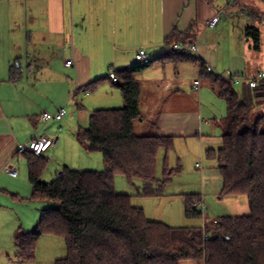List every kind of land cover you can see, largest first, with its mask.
<instances>
[{
    "label": "crops",
    "instance_id": "crops-1",
    "mask_svg": "<svg viewBox=\"0 0 264 264\" xmlns=\"http://www.w3.org/2000/svg\"><path fill=\"white\" fill-rule=\"evenodd\" d=\"M250 1L236 7L235 0H0V264H41L39 254L44 250L45 256L51 255L60 242L58 237L43 235L31 263L16 257V232L32 231L46 207L31 200L27 160L24 155L16 154L18 146L27 143L41 128L42 114L55 113L61 107L67 109L74 97L82 98L76 109L69 107L61 121L49 123L41 133L53 140L54 148L51 146L46 152L49 165L50 161L57 163L48 173L52 179L65 168L103 171L102 155L88 152L76 134L79 128L88 125L94 111L124 106L121 92L107 76L108 72L137 65L140 51L147 53V61L162 56L167 51L165 39L172 30L177 28L184 33L193 23L197 53L190 55L197 62L155 64L163 66L164 74L173 71L181 79L189 76L192 93L186 88V92L177 91L180 95L176 96L184 103H191V107L161 111L153 134L141 135L172 137L174 148L163 153L161 170L167 163L169 168L180 166L181 172L163 187L160 196H143L146 188L143 181H124L121 176L115 180V190L122 189L117 193L132 196V205L143 209L148 220L163 224V220L156 219L157 215L171 219L175 213H163L164 209L159 208L165 198L180 196L176 208L179 218L184 216L186 195H198L203 202L210 196L222 200L224 180L217 161L209 158L207 151H217L223 146L227 106L211 82L213 76L201 73V66H211L216 75L225 77H251L264 71V34L259 30L257 50L245 32L248 26L257 24L264 29V18L261 22L250 16L255 9L264 11V3L257 0L250 4ZM219 9H225L224 15L211 28L208 22ZM67 61L74 64L66 67ZM16 64L18 79L12 81L10 69ZM136 78L141 85L138 74ZM101 79H105L100 85L102 90L105 88L103 94H98L101 88L92 93L85 90ZM152 85L154 88L155 84ZM245 88L248 87L242 85L241 95ZM263 107L260 105L257 111ZM190 154L195 158L186 174L184 155ZM6 166L17 167L18 174L6 173ZM174 186L183 189L196 186L197 190L174 192L177 189ZM208 219L207 222H212ZM59 259L52 258L50 262L55 264ZM181 264L200 263L182 261Z\"/></svg>",
    "mask_w": 264,
    "mask_h": 264
},
{
    "label": "trees",
    "instance_id": "trees-1",
    "mask_svg": "<svg viewBox=\"0 0 264 264\" xmlns=\"http://www.w3.org/2000/svg\"><path fill=\"white\" fill-rule=\"evenodd\" d=\"M250 16L262 19L253 12ZM245 32L258 50L259 29L248 26ZM196 37L195 23L184 33L174 28L165 39L169 52L116 72L114 85L121 92L124 106L94 111L88 125L76 134L88 152L102 155L103 171L65 168L61 176L47 184L42 181L49 165L47 151L41 156L22 154L28 165L31 200L48 206L32 231L16 232L17 259L33 261L39 239L50 235L62 238L66 244L67 256L55 264H264V114H257L260 105H264V82L257 89L245 88L240 96L234 90L237 85L208 72L226 102L227 117L223 146L207 151V156L217 161L224 180L222 196H245L249 214L218 218L203 227L174 228L148 220L143 209L132 205V196L115 190L116 178L123 176L143 181V196H160L163 187L181 172L180 166L169 168L165 163L162 176L158 177L159 155L174 148L172 137L135 134V123L141 118V85L136 75L157 63L165 66L186 60L197 62L189 52L173 51L175 45L194 44ZM10 71L12 81H17L18 64ZM205 72L203 65L201 73ZM103 80L85 90L95 92ZM199 200L198 195H186L188 220L202 218L194 207Z\"/></svg>",
    "mask_w": 264,
    "mask_h": 264
},
{
    "label": "rangeland",
    "instance_id": "rangeland-1",
    "mask_svg": "<svg viewBox=\"0 0 264 264\" xmlns=\"http://www.w3.org/2000/svg\"><path fill=\"white\" fill-rule=\"evenodd\" d=\"M250 0H235L236 3V7H240L242 4H249ZM254 1L257 0H252L250 1V4L254 3ZM253 13H256L257 16L264 18L263 14L264 11L262 10H253ZM256 27H258V29L262 32V34H264V29H263V25L257 24ZM161 65V64H160ZM168 65V64H167ZM148 75L150 76V79H147ZM187 75V74H185ZM139 79L141 80V95H140V113H141V118L136 121L135 123V134L136 135H147L149 133L154 132L155 130V125L157 124V120H158V116L159 113L161 111L164 110H168V109H179L180 107H191V103L187 102L184 103L181 101V99L176 96L177 94H179L177 91H182V92H186V88H188V90L190 89L189 86L191 84L192 81H189V76H185V77H181L177 74L175 75L173 71L168 72L167 74H164L163 72V66H155L150 68L149 70L143 72L142 74H138ZM103 84V83H102ZM152 84H155L154 88H152ZM101 85V84H100ZM105 85V84H104ZM156 85L160 86V87H156ZM106 86L108 87V85L106 84ZM105 87V86H104ZM101 87L99 86L97 88V91L100 89ZM156 89V90H153ZM234 90L241 96V91H242V85L240 86H235ZM74 90H72L73 92ZM119 91V90H117ZM190 93H192L191 89L189 90ZM96 92V91H95ZM105 92V88L102 90H100V92L98 94H103ZM180 95V94H179ZM78 97H74L72 99V101L70 102L69 106L67 107V109H69V107L72 108H77V103H81L82 98L80 95H77ZM110 109H116V108H112V107H107ZM66 109V110H67ZM257 114L263 115L264 114V107L263 109H261V111H257ZM142 121V122H141ZM52 126H54V123L51 124L50 126H48V128L46 129V132L49 131ZM52 148H54L52 146ZM61 152L63 154L64 157H66V153L65 150L61 149ZM164 152H161L159 155V159H158V176H162L161 173V166H162V156ZM100 154V153H99ZM47 155V153H45V156ZM175 154H172V157ZM195 156L194 155H184V160H185V166L187 168V172L185 171L186 174H188V171H190L191 169V165L192 162L194 160ZM22 161H25V159H23ZM26 162V161H25ZM52 161H50V165L48 166L49 168L45 171V175L43 176V182L50 184L53 182L52 177L49 176L48 173H50V170L52 168H56L57 163H52ZM172 166H175V163H172ZM63 171V170H62ZM62 171H59V173H61ZM55 172V171H54ZM58 173V174H59ZM184 173V174H185ZM183 174V175H184ZM185 174V175H186ZM124 181H127L126 177L121 176ZM121 178V179H122ZM185 178V177H184ZM134 180V179H133ZM132 180V181H133ZM138 180H135V183H137ZM133 186H131L132 189ZM177 189L174 190V192H179V190H187L186 192H191L189 190H195L192 192H196V186L193 187H189L188 189H183L181 187L178 186H174ZM119 190L122 189H117V192H120ZM122 192V191H121ZM218 197H220L219 195H217ZM179 197H175V198H165L164 201L161 202L160 207L161 209H164L162 212H175L173 214H171L172 218L171 219H166L164 218L162 215H157L156 219L160 220L162 222H164L165 225L169 226V227H184V226H197V227H203L205 221L207 220V218H209V221H213L216 220L218 218H222V217H227V216H243V215H247L249 214L250 210H249V205H248V201L246 199L245 196H241V197H236V198H225V197H221L222 200H217L216 196H210L209 200L205 199L204 203L207 209V216L205 215L204 217H202L199 220H188L185 217V212H184V216L179 218L176 213V208H177V203H178V199ZM185 198V197H184ZM238 201H240L241 203H238ZM137 203V202H135ZM170 203V205H169ZM38 205V204H37ZM40 205H44V206H48L46 203H41ZM209 205V206H208ZM154 206H156V202H154ZM147 214L149 217L152 216V214H150V211H147ZM59 239V243L56 244V248H55V252L52 253L51 255H44V250L42 251V253L39 254V258L41 261V264H54L53 262H50V260L52 258H65L67 256V250H66V244L65 241L62 238H56ZM59 247V248H58ZM51 252V249H50ZM31 263V262H29Z\"/></svg>",
    "mask_w": 264,
    "mask_h": 264
},
{
    "label": "built area",
    "instance_id": "built-area-1",
    "mask_svg": "<svg viewBox=\"0 0 264 264\" xmlns=\"http://www.w3.org/2000/svg\"><path fill=\"white\" fill-rule=\"evenodd\" d=\"M231 2V0H229ZM225 9H219L216 11L215 16L208 22L209 27H216L221 20V17L224 15ZM173 51L177 52H189V53H197L196 45H185L178 44L175 45ZM166 52H169L168 50ZM147 53L145 51H140L136 56V63L143 64L147 62ZM74 64L73 61H67L66 67H70ZM206 71L210 73H215V70L211 66H205ZM216 74V73H215ZM221 78L231 82L233 85H246L250 89H257L261 83L264 82V71L259 72L255 76L247 77V76H239V75H230V76H222L217 74ZM107 76L113 81L117 80L116 71L110 70ZM199 85V81L196 82ZM66 115L65 107H61L57 112H44L41 118V128L34 133L32 138L25 144L19 145L16 151V154L22 155L25 153H32L36 156L43 155L48 149L52 146L53 140L49 137L41 136L43 129L53 121H61ZM11 163V160L9 161ZM8 163V164H9ZM4 171L9 175L16 176L18 174V168L15 166H6ZM194 207L198 209V211L202 214V217L207 216V209L205 203L202 199L194 204ZM207 220L205 221V223ZM204 223V224H205ZM204 240L208 239V235L206 233L203 234Z\"/></svg>",
    "mask_w": 264,
    "mask_h": 264
},
{
    "label": "water",
    "instance_id": "water-1",
    "mask_svg": "<svg viewBox=\"0 0 264 264\" xmlns=\"http://www.w3.org/2000/svg\"><path fill=\"white\" fill-rule=\"evenodd\" d=\"M58 176H61V173H59Z\"/></svg>",
    "mask_w": 264,
    "mask_h": 264
},
{
    "label": "bare ground",
    "instance_id": "bare-ground-1",
    "mask_svg": "<svg viewBox=\"0 0 264 264\" xmlns=\"http://www.w3.org/2000/svg\"><path fill=\"white\" fill-rule=\"evenodd\" d=\"M21 156V155H20Z\"/></svg>",
    "mask_w": 264,
    "mask_h": 264
}]
</instances>
